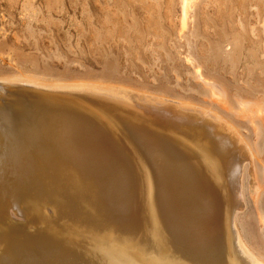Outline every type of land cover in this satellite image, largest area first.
Listing matches in <instances>:
<instances>
[{"label":"bare ground","instance_id":"6f19581e","mask_svg":"<svg viewBox=\"0 0 264 264\" xmlns=\"http://www.w3.org/2000/svg\"><path fill=\"white\" fill-rule=\"evenodd\" d=\"M1 81L0 264H263L235 226L246 150L224 125L170 100L144 113L137 95ZM8 205L55 217L24 233Z\"/></svg>","mask_w":264,"mask_h":264},{"label":"rangeland","instance_id":"374dc122","mask_svg":"<svg viewBox=\"0 0 264 264\" xmlns=\"http://www.w3.org/2000/svg\"><path fill=\"white\" fill-rule=\"evenodd\" d=\"M2 79L143 97L149 109L136 112L170 100L224 125L246 150L237 233L264 264V0H0ZM11 206L24 233L55 217L51 205L42 220Z\"/></svg>","mask_w":264,"mask_h":264}]
</instances>
